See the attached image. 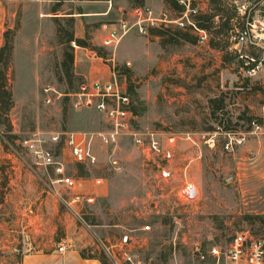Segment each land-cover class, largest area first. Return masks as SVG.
Returning <instances> with one entry per match:
<instances>
[{"label": "rangeland", "instance_id": "obj_1", "mask_svg": "<svg viewBox=\"0 0 264 264\" xmlns=\"http://www.w3.org/2000/svg\"><path fill=\"white\" fill-rule=\"evenodd\" d=\"M139 5L149 4L0 3V48L6 35L14 42L8 115L0 100V264L59 243H86L87 254H112L110 264H216L212 248L224 251L237 232L264 238V68L250 71L252 58L264 56L250 43L228 41L229 25L222 41L212 29L214 46L176 40L173 25L164 37L133 29L115 48L102 47ZM72 35L114 58L134 101L135 126L160 151L129 136L102 145L103 115L76 106L74 96L44 103L46 84L73 92L84 79L112 76L113 59L88 57L69 42ZM54 131L94 133L98 161L80 165L65 151L64 174L44 165L31 171L21 159L12 168V147L30 161L23 142Z\"/></svg>", "mask_w": 264, "mask_h": 264}, {"label": "built area", "instance_id": "obj_2", "mask_svg": "<svg viewBox=\"0 0 264 264\" xmlns=\"http://www.w3.org/2000/svg\"><path fill=\"white\" fill-rule=\"evenodd\" d=\"M98 1L100 0H0V3L36 2L54 7H69ZM177 1L184 7V10L179 13L176 10L168 9L157 13L150 6H136L132 19H121L117 28L110 30L104 37L102 47L115 48L120 40L133 29L147 35L150 27L168 25H175L179 28L192 26L198 34V42H207L209 38L208 31L200 29L193 18V15L200 12L198 0ZM239 11L245 16V22L242 27L236 25L229 31V41L233 44L250 43L261 53V56H264V10H258L255 4L247 2L239 8ZM72 45L75 49L84 50L90 58L113 59L112 76L106 80L84 79L80 82L78 90L73 92H61L54 85L46 84L43 87L44 103L55 105L61 97L74 96L78 99L76 106L94 108L103 115L107 129L98 133L102 145L111 146L118 143L122 137L129 136L142 148H148L155 152L160 151L159 141L153 136H150L146 141L144 134L135 126L137 114L134 111V101L131 94L119 80L114 58L105 59L95 48L81 46L76 41H73ZM252 61L250 68L252 73L256 74L264 68V58L260 56L253 57ZM78 135L75 132L68 131H54L47 137L40 133H34L31 138L23 142L24 147L28 149L32 156L30 161L26 160L17 148L12 147L10 153L21 159L31 171L37 165H44L54 168V171L58 174H64V162L61 158V152L68 151L77 162L86 165L95 164L98 161L93 149L95 134L84 133ZM60 180L68 184L72 183L68 177H63ZM64 248V246H60L59 250L63 251ZM211 254L216 259V264H221L222 258H224L225 264H264V238L255 236L250 231H239L227 244L224 251L215 246L212 248ZM108 258L115 263L112 254H109Z\"/></svg>", "mask_w": 264, "mask_h": 264}, {"label": "crops", "instance_id": "obj_3", "mask_svg": "<svg viewBox=\"0 0 264 264\" xmlns=\"http://www.w3.org/2000/svg\"><path fill=\"white\" fill-rule=\"evenodd\" d=\"M247 2L255 4L258 10H264V0H198L200 10L208 15H212L213 25L216 26L225 23L226 20H229L231 26L241 24L243 20L245 22V16L239 11V8ZM143 3L151 5L150 7L157 13L164 9L175 10L165 0H143ZM173 16L175 15L173 14ZM212 36L213 34L209 33L208 41ZM106 78H103V80H106ZM8 155L9 157L13 156L12 153H8ZM19 163L18 158L17 161L13 160L12 168L16 170V166ZM60 246L65 247L63 251L59 250ZM86 247V243H59L47 251L35 250L26 252L18 264H104L99 258L83 256L82 251Z\"/></svg>", "mask_w": 264, "mask_h": 264}, {"label": "trees", "instance_id": "obj_4", "mask_svg": "<svg viewBox=\"0 0 264 264\" xmlns=\"http://www.w3.org/2000/svg\"><path fill=\"white\" fill-rule=\"evenodd\" d=\"M165 1L172 8H174L178 13L184 10V7L182 5H180L177 0H165ZM193 18H194L197 26L200 29H205L209 33H212V29L218 28L219 30H217L216 32L221 33V36L219 38V40H221V41H222V37L224 35L223 32H225V30L224 31L222 30V26L223 27H224V25L231 26V24L229 23V20H226L225 23L218 25V26L213 25V19H212L213 16L208 15V14L202 12L201 10L199 13L193 15ZM172 26L173 25L160 26V27H150L149 31L152 34H157V35L164 37L165 35H167L168 32L170 33L172 31L171 30V29H173ZM233 27L234 26L230 27V29H226V32L228 30L230 31ZM174 29H175L174 34H176V37H177L176 40L177 39H183L185 41H189V42H193V43L198 42V34L195 32V30L192 28V26H187L185 28H179L176 26V28H174ZM212 37L209 39L208 42L214 46V45H216L215 44L216 41L213 40ZM171 39L175 40L174 37H171ZM73 41H76L81 46H90L89 44H87V42L85 40L80 39V38L76 39L72 35L69 38V42L72 43ZM228 41H229V39H228ZM219 46L221 49L224 48V46L222 44H220ZM91 47L95 48L99 52V48L97 46H91ZM13 51H14L13 38L6 35L5 43L0 48V100L5 101L3 113H5L7 115H8V111L13 106V92H12V89L10 87L8 74H7L8 68L10 67V64L12 62ZM73 62H74V54L71 52L69 54V63L71 66L73 65ZM134 111H135V106H134ZM135 113H136V111H135ZM80 165H82V164L80 163ZM82 255L85 257H96V258H99L104 264H110L108 261L109 258L107 257V254L105 251H101L100 254H87L86 251L83 250Z\"/></svg>", "mask_w": 264, "mask_h": 264}, {"label": "water", "instance_id": "obj_5", "mask_svg": "<svg viewBox=\"0 0 264 264\" xmlns=\"http://www.w3.org/2000/svg\"><path fill=\"white\" fill-rule=\"evenodd\" d=\"M188 193L191 195V196H194L195 195V190L194 189H191L188 191Z\"/></svg>", "mask_w": 264, "mask_h": 264}]
</instances>
